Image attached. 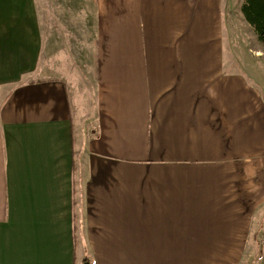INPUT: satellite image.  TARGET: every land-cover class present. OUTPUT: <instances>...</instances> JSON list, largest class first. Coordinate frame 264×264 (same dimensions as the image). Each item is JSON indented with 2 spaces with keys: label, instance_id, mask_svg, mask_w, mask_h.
Here are the masks:
<instances>
[{
  "label": "crops",
  "instance_id": "0c3cea01",
  "mask_svg": "<svg viewBox=\"0 0 264 264\" xmlns=\"http://www.w3.org/2000/svg\"><path fill=\"white\" fill-rule=\"evenodd\" d=\"M240 7L0 0V264L250 257L264 86L224 35L239 22L264 48Z\"/></svg>",
  "mask_w": 264,
  "mask_h": 264
},
{
  "label": "rangeland",
  "instance_id": "374dc122",
  "mask_svg": "<svg viewBox=\"0 0 264 264\" xmlns=\"http://www.w3.org/2000/svg\"><path fill=\"white\" fill-rule=\"evenodd\" d=\"M243 1L244 0H224L225 11L232 10L233 6L240 7ZM231 27L232 26H229L228 35H224L223 39L224 56L236 62V71L242 73L244 76L248 77V79H252L255 83H260L261 86H264V72L261 70V67L255 66L253 60V58L256 57L264 60V51L257 46L251 32L246 26L242 28V25L236 22L235 28L232 29V31H230ZM262 88L264 89V87ZM256 224L258 225L255 227V241L249 244V251H246L250 257L240 259L236 264H260V249L264 236V212L259 216V220Z\"/></svg>",
  "mask_w": 264,
  "mask_h": 264
},
{
  "label": "trees",
  "instance_id": "16d2710c",
  "mask_svg": "<svg viewBox=\"0 0 264 264\" xmlns=\"http://www.w3.org/2000/svg\"><path fill=\"white\" fill-rule=\"evenodd\" d=\"M240 13L252 28L257 42L264 48V0H244Z\"/></svg>",
  "mask_w": 264,
  "mask_h": 264
}]
</instances>
